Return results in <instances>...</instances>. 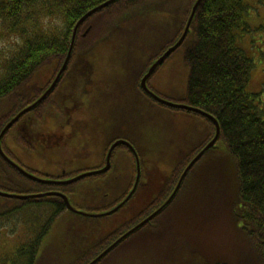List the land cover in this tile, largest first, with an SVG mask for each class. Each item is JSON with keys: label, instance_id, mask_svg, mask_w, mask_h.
Instances as JSON below:
<instances>
[{"label": "trees", "instance_id": "trees-1", "mask_svg": "<svg viewBox=\"0 0 264 264\" xmlns=\"http://www.w3.org/2000/svg\"><path fill=\"white\" fill-rule=\"evenodd\" d=\"M107 1L109 0H0V107L3 104L9 105V111L0 114V134L17 114L41 97L45 89L41 88L36 77L42 69L54 65V71L58 72L62 68L76 24L88 12ZM155 1L158 0H118L87 19L78 29L67 70H81L84 67L83 60L87 59L89 53V49L84 48L92 45L90 49L93 51L99 42L107 39L109 33L113 34L109 28L112 19L126 18L128 14L122 13L128 9L161 11V8L144 7ZM184 1L186 4L181 12H171L174 16L176 14L174 18L177 32L174 34V29L171 31L168 37L174 35L160 48L156 56L148 60L145 70L183 35L197 0ZM246 12L247 4L244 0H204L181 46L185 49L183 61L188 70L187 92L181 103L198 108L218 120L221 132L217 144L226 148L225 153H219L218 149L206 152L188 173L171 205L114 251L140 234H147L139 239L142 243L160 235L166 244L172 245L171 236L178 232L182 235L179 234L183 239V246L177 251L183 248L186 255H189L190 263L197 255L195 260L198 264H264V111L260 108L261 94L249 90L255 61L242 42L243 27H247L243 21ZM99 15H102L100 23L97 26L90 25L91 30L85 35L89 22ZM159 69L160 67L157 68ZM51 98L52 96L48 97L37 108L24 115L12 128L25 120L29 132L32 133L31 127L35 123L33 120L38 116L39 120H43L39 111ZM171 109L200 116L208 123L209 131L203 143L180 155L170 176L153 198L145 202L131 219L89 249L75 253L68 264H89L123 234L158 210L171 196L193 158L216 134L215 125L210 119L183 109ZM10 130L2 139V148L12 158L6 145ZM23 142L27 144L24 139ZM31 147L35 149L34 146ZM136 173L135 170L134 174ZM133 185L131 183L116 204L129 195ZM77 187V183L54 185L33 180L13 167L0 154V190L29 196L25 199L0 196V218L23 211L33 204L48 203L57 210L45 232L27 252L29 260L23 262L21 259L19 264H37L41 242L52 223L59 215L68 211L65 201L60 197L32 195L50 191L68 195ZM8 188H13L14 191ZM216 188L220 197L217 207ZM135 195L136 193L133 198ZM9 200H16V203L11 207L6 203ZM214 208L221 214L220 218L224 217L220 223L223 227L221 240L230 242L233 246L223 245V249L217 240L212 239L202 249H184L185 243L189 242L194 247L198 242L196 236L186 234V226L197 214L202 213L195 222L209 216L208 213ZM217 239L221 241L219 236ZM110 254L98 264H102ZM2 262L3 260L0 264ZM193 264L197 263L193 261Z\"/></svg>", "mask_w": 264, "mask_h": 264}, {"label": "rangeland", "instance_id": "rangeland-1", "mask_svg": "<svg viewBox=\"0 0 264 264\" xmlns=\"http://www.w3.org/2000/svg\"><path fill=\"white\" fill-rule=\"evenodd\" d=\"M244 1L247 12L243 21L247 27H243L242 42L255 61L249 90L261 94L260 108L264 111V0ZM185 4L184 0H158L144 7L161 8V11L128 9L122 13L128 14L126 18L110 21V32L114 35L109 33L107 39L99 42L93 51L90 49L92 45L84 48L89 49L84 67L88 65L99 72L89 96H81L79 93L83 107L76 113L75 127H72L74 135L70 133L69 141L61 135L59 138L46 137L45 132L41 131L37 134L38 130L30 133L25 120L10 130L6 145L12 153L11 159L41 176L57 177L64 172L86 171L99 166L103 159L102 153H93L100 145L97 140H102L96 138L99 133L104 139L126 137L141 153L140 181L134 198L112 215L91 217L112 208L127 192L131 183L135 182L132 161L127 153L124 156L120 152L113 162V169L106 175L84 180L73 193L68 194L72 206L82 212V215L69 210L59 215L41 242L37 264H68L75 253L89 249L131 219L170 176L179 155L190 151L208 134V123L200 116L154 104L135 91L123 92L116 86L117 79L121 78L120 74L129 76L134 70H145L148 60L169 42V38L177 32L174 17ZM174 10L175 16L171 13ZM101 18L102 15L95 17L88 27L97 26ZM88 29L91 30V27ZM173 29L174 34L168 37ZM184 51L180 47L168 57L151 80V88L158 96L175 103L184 101L187 92L188 70L183 61ZM54 69V65L43 68L39 78ZM39 78L36 77V81ZM8 111V104L0 107V114ZM110 127L113 132H109L108 136L100 132ZM45 128L50 133L59 129L60 125L47 119ZM61 134L66 135L65 131ZM61 142H68V145L61 147L59 153L49 149ZM219 147V153H225L226 148L221 144ZM69 158L70 167L60 164L59 161L66 162ZM219 172L223 174L220 170ZM8 190L14 191L13 188ZM215 193L217 207L220 200L217 188ZM6 203L12 207L16 200ZM56 211L48 203L33 204L23 211L0 218V262L3 260V264H19L21 259L27 262V252L45 232ZM201 214H197L186 226V234L196 236L198 242L194 247L189 242L185 243L184 249H202L212 239L217 240L223 249V245L233 246L232 243L221 240L223 227L220 223L224 217L220 218L218 210L214 208L208 213L209 216L195 222ZM179 234L177 232L171 236L172 245L166 244L160 235L142 243L139 239L147 234H140L110 254L102 264H193V261L198 264L195 260L197 255L190 263L189 255H186L183 248L177 251L183 246V239ZM218 236L221 241L217 239Z\"/></svg>", "mask_w": 264, "mask_h": 264}, {"label": "flooded vegetation", "instance_id": "flooded-vegetation-1", "mask_svg": "<svg viewBox=\"0 0 264 264\" xmlns=\"http://www.w3.org/2000/svg\"><path fill=\"white\" fill-rule=\"evenodd\" d=\"M85 61L86 60L84 59L83 62L85 63ZM80 69L81 70H75L74 68H72L71 70H66V72L62 75L60 82L58 83V85L56 86V88L54 89L52 94L50 95V96H52V98L47 102L46 106L41 108L39 111V114H41L40 116L41 117L43 116V120L42 121L39 120L40 119L39 116L37 117V119L33 120L35 123H34L33 127H31L32 133H35L38 130L37 134L40 133V131L45 132L46 137L56 136L59 138V135H61L62 137L67 138V141H69V139H70V133L74 135V130H72V127H75L74 126V124H75L74 119H75L76 113H79L81 108L83 107L82 103H81V96H84V95L89 96L90 89L93 86H95L96 78L98 77L97 73L99 72L98 70H94L91 67H83ZM59 71L55 72L54 70H51L50 72H48L46 74H42L40 76V78L38 76L39 80L37 82L40 84L41 88L45 89L44 92L41 94V96L51 87V85L53 84L54 80L56 79ZM128 71H132V70H128ZM148 71L149 70H134V73L131 75L129 74V76H125V75L120 74L121 78L117 79L116 86H118L123 92H127L129 90L135 91L138 95L146 97L148 100H150L154 104L161 105L153 97H151L149 94H147L141 87V81H142L143 77L147 74ZM158 71L159 70H156V72L148 79L147 85L150 88V90H152L151 80L156 76ZM79 93H81V96ZM161 106H163V105H161ZM32 118H34V117L32 116ZM47 119L52 120L54 123L57 122L60 125V128L56 129L55 131H51L49 133L45 128V124H46ZM27 129H29L28 126H27ZM63 131H65V133H66L65 136L63 134H61ZM100 132H102L103 135L106 134L108 136L109 132H113V130L110 127V128H106L104 130H100ZM99 135H100V133L97 135L96 138H99L102 140H97L98 141L97 143L100 145H99V147H97L93 150V153H102L103 159H102L101 164L99 166L92 168L90 170H86V171L64 172L63 174H61L57 177L41 176V175H39V176L42 178L48 179V180L63 182V181H67V180H70L72 178H75L81 174L101 171L108 165V161H109L110 169L108 171L102 172V173H96V174L90 175L84 179H81V180L75 182L79 185L84 180L92 179V178H98V177H102V176L106 175L110 170L113 169V167H114L113 162L115 161V159H117V155L121 152L124 156H126L125 155L126 153L129 155L130 160L132 161L133 173L135 170L137 171V173L134 177V179H135L134 183H136L137 176H138V160L140 161V159H141V153L139 152L138 148L133 144L132 141L128 140L126 137L113 136V137H110L109 139L107 137L104 139V138L100 137ZM205 138H203L201 140V142H199L192 149H196L197 147H199L203 143ZM120 140L127 141L129 145L123 144V145L117 146L115 149H113V151L111 152V155H110V150H111L113 144H115L117 141H120ZM66 145H68V142H65V143L61 142V143H59V145H57L53 148H52V146H50L51 148H49V149L55 151L56 153H59L60 148L66 146ZM131 145L136 150L137 155L135 154L134 150H132ZM204 148H202L200 150V152ZM212 150H214V149H212ZM180 155H182V153ZM180 155H179V157H180ZM59 162L63 166H66V165L69 166L70 165V158L67 159L66 162H63V161H59ZM140 163H141V161H140ZM34 172H36V171H34ZM31 173H33V172H31ZM33 174L38 175L37 172L33 173ZM75 183H71V184H75ZM134 183H132V184H134ZM71 184L60 183V184H54V185H71ZM51 192L52 191H50L48 193H51ZM65 195L68 196L67 194H65ZM52 197H60V196L52 195ZM122 202L115 204L116 206L114 205V207L108 209L106 212L113 210ZM129 202H130V200L128 201V203Z\"/></svg>", "mask_w": 264, "mask_h": 264}, {"label": "water", "instance_id": "water-1", "mask_svg": "<svg viewBox=\"0 0 264 264\" xmlns=\"http://www.w3.org/2000/svg\"><path fill=\"white\" fill-rule=\"evenodd\" d=\"M118 0H109L107 2H105L104 4L94 8L93 10H91L90 12H88L75 26L74 31H73V35H72V40H71V44H70V48H69V52L67 55V58L62 66V68L60 69L56 79L54 80L53 84L51 85V87L34 103H32L31 105H29L28 107H26L24 110H22L19 114H17V116H15L7 125L6 127L3 129V131L0 134V154L3 156V158L9 162L13 167H15L17 170H19L20 172H22L24 175L30 177L33 180H36L38 182H43V183H49V184H71V183H75L81 179H84L90 175L96 174V173H102V172H106L110 169V163L108 161V165L101 171L98 172H89V173H85V174H81L75 178H72L70 180L67 181H54V180H47V179H42L40 177H37L36 175H34L33 173L29 172L28 170H26L25 168H23L21 165H19L17 162H15L14 160H12L3 150L2 148V139L3 137L6 135V133L21 119V117L27 113H29L30 111L34 110L35 108H37L41 103H43V101L45 99H47L52 92L54 91V89L56 88V86L58 85V83L60 82V79L62 77V75L65 73V71L68 69L69 63L71 61L72 58V54H73V50L75 47V42H76V37H77V32L79 27L90 17H92L93 15H95L96 13H98L99 11L105 9L106 7H108L110 4L116 2ZM204 0H197V2L195 3V5L193 6L191 15L189 17V20L187 22V25L185 27L184 33L181 36V38L178 40V42L170 47L160 58H158L149 68V71L147 72V74L143 77L142 81H141V87L142 89L149 94L151 97H153L156 101H158L159 103L166 105L168 107L171 108H175V109H183L186 111H190L196 114H200L204 117H206L207 119H210L213 124L215 125L216 128V134L214 136V138L205 146V148L199 153L197 154V156L190 162V164L187 166V168L184 170L183 174L181 175V178L177 184V186L175 187L173 193L171 194V196L168 198V200L158 209L156 210L152 215L148 216L145 220H143L141 223L137 224L136 226H134L133 228H131L128 232H126L125 234H123L120 238H118L113 244H111L106 250H104L98 257H96L92 262H90L89 264H98L101 260H103L106 256H108L112 251H114L117 247H119L124 241H126L128 238H130L132 235H134L136 232H138L141 228H143L146 224H148L149 222H151L156 216H158L162 211H164L172 202L173 200L176 198L177 194L179 193L183 182L185 180V178L187 177L188 173L190 172V170L193 168V166L201 159V157L208 151L212 150V149H218L221 147H219L218 141L220 138V125L218 120L213 117L210 114L205 113L204 111L186 105L184 103H175V102H171L168 100H165L163 98H161L160 96H158L156 93H154L152 90H150V88L147 85L148 79L156 72L157 68L160 67L165 60L170 57L176 50H178L182 44L184 43V41L187 38V35L190 31L192 22L194 20V17L196 15V12L199 8V6L201 5V3ZM90 29H88L85 33V35L89 32ZM129 145L127 141L124 140H120L117 141L115 144H113L111 150H110V155L111 152L113 151V149H115L117 146L119 145ZM132 150H134L135 154L137 155L136 150L134 149V147L131 145ZM139 181H140V161L138 160V176H137V180L135 183V186L133 188V190L129 193V195L126 197V199L119 204L116 208H114L111 211L108 212H104L102 214H97V215H91V217H104V216H109L112 215L116 212H118L122 207H124L129 200L132 199L133 195L136 193L137 191V187L139 185ZM52 195H57L60 196L61 198H63V200L66 203V206L68 208L69 211L74 212V213H78L82 215V212H80L79 210H77L76 208H74L68 198V196H66L65 194L62 193H58V192H51V193H46V194H41V195H32V197H44V196H52ZM0 196L2 197H6V198H17V199H25L28 198L29 196H20V195H16V194H11L8 192H4L0 190Z\"/></svg>", "mask_w": 264, "mask_h": 264}, {"label": "bare ground", "instance_id": "bare-ground-1", "mask_svg": "<svg viewBox=\"0 0 264 264\" xmlns=\"http://www.w3.org/2000/svg\"><path fill=\"white\" fill-rule=\"evenodd\" d=\"M214 136H215V135H214ZM213 138H214V137H213ZM213 138H212V139H213ZM212 139H211V140H212ZM211 140H210V141H211ZM210 141H209V142H210ZM209 142H208V143H209ZM134 186H135V185H133V188H134ZM137 188H138V187H137Z\"/></svg>", "mask_w": 264, "mask_h": 264}]
</instances>
